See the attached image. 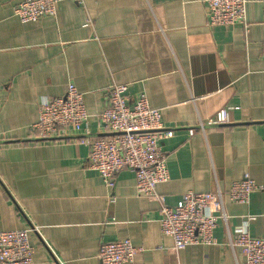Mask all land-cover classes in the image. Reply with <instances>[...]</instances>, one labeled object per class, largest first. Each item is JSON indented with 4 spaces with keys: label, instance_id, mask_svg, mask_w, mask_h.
Instances as JSON below:
<instances>
[{
    "label": "crops",
    "instance_id": "1",
    "mask_svg": "<svg viewBox=\"0 0 264 264\" xmlns=\"http://www.w3.org/2000/svg\"><path fill=\"white\" fill-rule=\"evenodd\" d=\"M21 0H0V231L30 229V264H101L106 241L139 249L125 264H241L228 244L247 214L264 237V22L261 0H248V26L208 25L203 0H63L55 15L22 22ZM69 83L84 94L81 131L41 138V102ZM113 83L129 102L146 93L171 135L161 141L169 179L157 185L166 204L188 191L221 188L229 219L211 244L175 251L161 230V204L137 193L131 169L108 186L89 161V141L110 136L100 113ZM227 108L228 123L207 126ZM190 129H195L193 135ZM249 174L260 188L247 204L228 197Z\"/></svg>",
    "mask_w": 264,
    "mask_h": 264
},
{
    "label": "built area",
    "instance_id": "2",
    "mask_svg": "<svg viewBox=\"0 0 264 264\" xmlns=\"http://www.w3.org/2000/svg\"><path fill=\"white\" fill-rule=\"evenodd\" d=\"M63 0H21L14 12L22 22L37 21L46 15H55ZM81 2V0H72ZM208 6V25L248 26V0H203ZM263 22H264V0ZM128 85L113 83L108 103L99 117L110 136L89 141V161L105 183L113 187L118 171L131 169L136 175L137 193L156 199L161 204V230L172 237L173 249L179 251L188 245L211 244L215 241L214 230L220 219L227 223L226 193L221 188L213 191H188L177 205L166 204L157 191V185L169 179L167 153L161 141L171 135L164 128L161 110L151 107L146 93L129 102ZM89 118L84 94L74 83H69L63 95L45 98L41 102L39 118L35 125L41 138L67 136L69 131H81ZM227 108L219 110L199 130L207 126L228 123ZM195 129H190L193 135ZM260 188L249 174L232 183L228 197L238 203L250 202L253 191ZM264 215V212H263ZM257 215L247 214L242 228L229 235L228 244L239 247L245 257L241 264H264V237L251 234L248 223ZM30 229L0 231V264H30L35 251L29 240ZM139 251L130 239L106 241L101 244V264H125L133 261Z\"/></svg>",
    "mask_w": 264,
    "mask_h": 264
}]
</instances>
